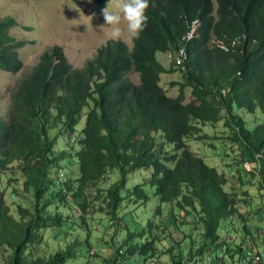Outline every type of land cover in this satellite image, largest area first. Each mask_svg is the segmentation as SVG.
<instances>
[{"label": "trees", "instance_id": "trees-1", "mask_svg": "<svg viewBox=\"0 0 264 264\" xmlns=\"http://www.w3.org/2000/svg\"><path fill=\"white\" fill-rule=\"evenodd\" d=\"M149 2L147 27L134 38L132 50L111 40L84 70H75L64 48L56 47L8 90L9 108L0 113L1 264H152L160 255L172 264H211L220 254L227 263L242 261L245 246L227 232L238 218L253 237L251 218L240 209L251 202L239 193L252 196L246 189L255 185L250 178L264 197V124L249 127L243 115L264 114V0ZM196 21L199 36L182 42ZM16 26L11 18L0 21V69L12 75L23 70L17 51L24 44L10 36ZM236 38L240 43L233 46ZM180 47L189 55L184 67L176 68L184 81L171 84L179 88L171 97L160 83L175 64L167 69L157 55ZM189 89L193 102H187ZM222 122L241 156L238 169H231L238 181L232 190L229 175L190 148L193 139H209L204 127ZM57 130L60 137H76L72 152L57 148L59 136L52 135ZM247 164L255 165L252 172ZM142 170L150 171V178L129 188L130 178ZM3 178L13 188L10 198H21L17 214ZM151 203L156 208L143 223L139 210ZM166 204L172 207L169 221L163 219ZM176 211L191 219L180 224L193 232L202 228V244L180 231ZM107 216L112 220L109 226L105 222L107 232L116 230L117 256L98 262L102 257L92 255L91 224ZM124 224L121 239L117 233ZM174 226L185 237L181 243L170 241ZM189 238L193 248L201 247L187 259H175ZM54 242L59 247L49 257L37 253L45 244L54 248ZM163 242L172 243L171 249L162 250Z\"/></svg>", "mask_w": 264, "mask_h": 264}, {"label": "rangeland", "instance_id": "rangeland-1", "mask_svg": "<svg viewBox=\"0 0 264 264\" xmlns=\"http://www.w3.org/2000/svg\"><path fill=\"white\" fill-rule=\"evenodd\" d=\"M109 3V0H108ZM118 0H111V8L114 11H118ZM108 5V4H107ZM216 5V4H215ZM105 7L98 6L92 0H0V21H5L8 18L14 19L19 24L11 30L10 36L14 38L15 42L23 43L24 46L19 51V58L23 63V70L15 75L5 73L0 69V113H6L9 105L10 98L8 97V90L15 87L21 80H24L29 76L34 68L38 67L42 62V57L47 51H51L56 47H63L66 55L69 58L70 63L75 70H84V67L89 61H93L97 52L102 46L106 45L111 40H119L125 42L132 50L134 46V36L130 35L126 28H124L123 35L119 39H113L110 29L105 27L100 29L101 25L105 24L102 9ZM122 27H124L122 25ZM166 55V56H165ZM158 54V59L165 65V68H171L172 61L167 57V54ZM172 69V68H171ZM130 77L135 83L139 82L138 74H131ZM184 81V73L182 70L174 68L172 73L163 74L161 76V86L168 92L169 96L176 97L178 94V87L172 88L171 84L174 82ZM193 91L189 89L187 91V102H193ZM244 118L247 120L249 127L255 128L258 125L264 124V114L258 112L256 115H252L247 111L243 112ZM86 118L84 117L81 123L77 127V134H80L85 126ZM59 131L52 133L53 137L58 138V149L68 150L72 152V147L75 145L74 138L61 136ZM203 133L206 134L208 140L193 139L190 141L191 150L199 157L206 161V164L218 170H221L229 175L230 183L227 186L228 190L237 188L238 181L236 175H233L231 169L236 171L241 161V156L238 151V147L233 144L230 139L232 132L227 129L224 122L219 123L216 126L207 125L203 128ZM227 153L231 154V157H227ZM228 164H230L228 166ZM249 172H252L253 165L247 166ZM242 168V167H241ZM22 179V174H19ZM150 178V171L142 170L136 173L130 178L129 188H134L136 185L143 183ZM255 185L246 188L251 193V197H246L241 190L239 193L243 199L250 200V204L242 203L240 209L243 213L248 215V219L251 218L249 228L253 233V237H250L245 232V226L240 222L238 218L235 219L234 226H229L227 236L237 245H244L246 252L253 248H258L262 254H264V204L263 195L260 187L257 185L258 181L250 178ZM2 183L5 188L8 184V180L3 178ZM16 185L23 184L15 183ZM112 184V183H111ZM4 188V187H3ZM8 201L13 204V211L15 214L19 212V207L16 206V201L21 202V198H10L13 188L7 186ZM167 207L165 210V220H172V207L170 205H164ZM156 203H151L139 210V215L142 217V222L145 223L150 217L148 215L149 210H154ZM260 208V210H258ZM136 206L132 207V210H137ZM165 209V208H164ZM130 210L125 211V213ZM177 222L179 223V229L182 232H187V235H193V238L198 239L201 242L203 240V232L194 231L191 226H184L180 224L181 221H185V224L191 220L186 213L176 211ZM188 218H187V217ZM95 222L91 224V238L94 248L92 255L95 257L101 255L103 260H116L117 249L114 245L112 237L115 235L116 230H109L105 222L109 224L112 222L107 217H96ZM194 220V219H193ZM237 220V221H236ZM234 223V222H233ZM191 227V228H189ZM124 227L118 231L117 236L121 239L125 238ZM175 230L176 235H171L172 243H181L185 237L178 235V229L172 227ZM170 229V234L172 232ZM113 235V236H112ZM77 236V235H75ZM116 236V237H117ZM49 242V240H47ZM177 241V242H175ZM73 239L69 238L67 243H72ZM54 248H49L45 244L42 248H39L37 253L42 257H49L54 249L59 247L58 242H54ZM172 243L163 242L160 247L162 250L171 249ZM202 244V242H201ZM199 245V244H198ZM193 240L189 238L185 243L180 246V252L175 256V259L180 257L187 259L191 257L194 249ZM256 249L255 251H259ZM164 257V258H162ZM4 257L0 254V264L3 262ZM172 264L171 259L160 255L159 261L152 264ZM131 262V261H130ZM232 263V260H230ZM133 263V262H132ZM236 264H248L237 259Z\"/></svg>", "mask_w": 264, "mask_h": 264}, {"label": "clouds", "instance_id": "clouds-1", "mask_svg": "<svg viewBox=\"0 0 264 264\" xmlns=\"http://www.w3.org/2000/svg\"><path fill=\"white\" fill-rule=\"evenodd\" d=\"M117 7L118 11L112 10L111 0H109L108 5L102 9L105 24L101 25L100 29L109 28L113 39H119L126 28L130 35L138 38L147 27L148 15L146 13L150 7L149 0H118ZM248 165L252 166L247 164L246 167ZM254 168L255 165H253Z\"/></svg>", "mask_w": 264, "mask_h": 264}, {"label": "built area", "instance_id": "built-area-1", "mask_svg": "<svg viewBox=\"0 0 264 264\" xmlns=\"http://www.w3.org/2000/svg\"><path fill=\"white\" fill-rule=\"evenodd\" d=\"M200 27H201L200 21H196L195 23H193V25L190 27L189 33L184 38H182V42H186V41L188 42V41L193 40V38L198 37ZM218 42L219 44H221L223 48L228 49V47L225 45L223 41H218ZM239 43L240 42L237 41V38L232 41L233 46ZM166 54H167V57L171 59V61L175 64L176 68L184 67L186 59L189 55L185 47H180V49H178L175 52L169 51ZM256 249L258 248H253L252 250L245 252V255L242 261L248 264L264 263V257L261 251L259 249H258L259 251H255ZM224 258H225V255L220 254L219 257H217L214 261L211 262V264H231V262L227 263L226 260L224 261Z\"/></svg>", "mask_w": 264, "mask_h": 264}, {"label": "crops", "instance_id": "crops-1", "mask_svg": "<svg viewBox=\"0 0 264 264\" xmlns=\"http://www.w3.org/2000/svg\"><path fill=\"white\" fill-rule=\"evenodd\" d=\"M164 55H165V53H163ZM166 56V55H165ZM161 62V61H160ZM162 63V62H161ZM163 64V63H162ZM164 65V64H163ZM164 67H165V65H164Z\"/></svg>", "mask_w": 264, "mask_h": 264}]
</instances>
